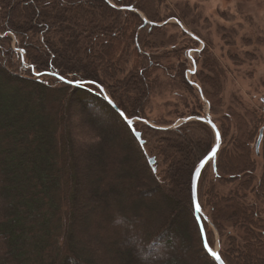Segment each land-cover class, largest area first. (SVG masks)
<instances>
[{
	"label": "trees",
	"instance_id": "obj_1",
	"mask_svg": "<svg viewBox=\"0 0 264 264\" xmlns=\"http://www.w3.org/2000/svg\"><path fill=\"white\" fill-rule=\"evenodd\" d=\"M132 5L147 22L118 8ZM158 5L159 0H0V264H216L203 247L191 195L193 170L212 148L213 131L198 120L173 128L136 121L142 148L100 90L127 118L171 125L146 112L158 70L195 97L196 109L186 117L204 115L207 101L220 132L214 167L209 161L202 169L197 197L220 235L227 226L239 232L242 243L227 236L221 258L226 264H264V164L258 175L252 148L262 132L264 156V115L230 109L213 118L223 104L222 69L204 48V70H194L189 80L186 62L168 56L181 57L184 47L152 53L157 47L150 37H159L162 28L150 24L163 20ZM72 105L80 109L77 131L69 126ZM95 120L113 125L103 130ZM144 149L159 159L160 176L152 173ZM90 157L101 160L97 181L86 171ZM126 161L131 168L122 167ZM224 184L233 187L221 194L216 185ZM165 187L182 189L171 209L163 204L152 218L137 212L140 191ZM229 206L230 214L222 215ZM84 212L93 216L89 247L76 223ZM201 220L211 246L212 231Z\"/></svg>",
	"mask_w": 264,
	"mask_h": 264
},
{
	"label": "rangeland",
	"instance_id": "obj_2",
	"mask_svg": "<svg viewBox=\"0 0 264 264\" xmlns=\"http://www.w3.org/2000/svg\"><path fill=\"white\" fill-rule=\"evenodd\" d=\"M158 10L163 19L158 22H165V24H162L161 30L158 31L159 37L156 34L150 37L151 41L157 42H155L157 49L153 48L152 53L162 55L163 51L169 53L172 52L169 51L171 49L184 47L185 51L181 57L173 56L174 54H168V56L172 57L171 61L184 60L186 62L185 67L187 70H185V74L189 80L193 79L194 70L196 72L204 70L201 64V49L207 48L210 57L214 58L221 67L223 72L221 78L223 104L214 112L213 118L219 120L230 109H234L241 114L248 110L264 115V0H159ZM176 21L192 32L196 36L195 40L187 33L183 35V30ZM155 78L157 85L151 93L146 107V112L151 120L157 118L168 122H176L186 117L190 110L196 109L195 97L184 90L173 76L158 70L155 73ZM196 85L193 83V87L197 89ZM206 102L203 100V114L207 110L209 113V105L207 106ZM79 110L76 105L71 106L69 126L72 131H77L76 129L79 127ZM149 122L154 124L153 121ZM95 124H102L100 126L103 130H108L113 125L105 120L102 122L95 120ZM263 128L264 124L260 129ZM261 133L258 135L260 138ZM72 138L75 141L79 140L80 143L83 142L81 137L76 136L75 138L72 135ZM112 139L115 142L123 140L119 136H113ZM256 142L252 143V148L258 164L257 174L259 175L261 166L264 164V156L260 144L257 146ZM143 151L148 156L155 157L156 175L160 176L161 163L159 159L155 155H150L146 149ZM103 156L102 154L100 159ZM89 162L90 166L88 165L86 171H90V178L97 181L99 172H96V167L101 165V160L96 163L94 158L90 157ZM131 165L130 161H126L122 167L131 168ZM79 174L82 176L81 172ZM232 187L226 184L216 185V189L221 194L228 193ZM174 190V188L168 190L165 187L164 191L159 188H154L149 192L140 191L138 197L142 200L143 207L142 205L138 206L137 212L152 218L155 210H162L163 204L166 208L171 209L172 202L180 197V193L183 196L181 188L178 193ZM166 191H170L173 195L169 194V198L166 197L164 195ZM101 196L102 194L99 193L97 197L93 195L92 199H98ZM251 198L252 195H249L248 199ZM227 208L222 211V215L228 216L230 214L231 207ZM201 212L212 231L213 243L210 248L213 251L220 254V251L228 245L227 236L229 235L235 236L239 244L242 243L238 230L227 226L225 232L220 235L217 228L211 223L208 209L202 210L201 208ZM92 217V214L88 216V213L84 212L82 215L78 214L76 219L77 225L83 229L80 235L82 242L87 247L90 246L86 242L92 228ZM122 217L128 221L133 219L132 215H123ZM128 230L131 231V229ZM85 233L87 235H84ZM188 243L190 241L184 240L182 244L187 245ZM196 251L197 254L199 250L196 249ZM245 252L249 253L250 251L246 248ZM149 257L154 261L160 259L158 254H150ZM202 259H205V256ZM235 260L237 262L241 261L239 259Z\"/></svg>",
	"mask_w": 264,
	"mask_h": 264
},
{
	"label": "water",
	"instance_id": "obj_3",
	"mask_svg": "<svg viewBox=\"0 0 264 264\" xmlns=\"http://www.w3.org/2000/svg\"><path fill=\"white\" fill-rule=\"evenodd\" d=\"M119 9L122 10H131L134 11L136 13H138L142 19L144 20V22H147L145 16L143 15L142 12H140L138 9L134 8L133 6H118ZM177 22V21H176ZM165 22H158V23H150L151 25H162ZM179 24V26L181 27V29L186 32L188 35H190L193 38H196V36L190 32L189 30H187L180 22H177ZM194 64V63H193ZM195 65V64H194ZM66 81V80H65ZM73 84H77V83H73ZM199 89V88H198ZM100 90L102 92V94L104 95V99L109 103V105L115 110L117 111V113L120 115V117L124 120V122L130 127L132 134L134 136V138L136 139L137 143L142 147V145L144 144V139L142 138V133L139 130H136L133 127V124L135 121H141L147 125L156 127V128H173L175 126H177L180 123L186 122V121H190V120H198L201 122L206 123L211 130L213 131L214 134V144L212 146V148L210 149V151L205 155V157H203L195 166L193 173H192V178H191V195H192V201H193V207H194V214L198 223V227H199V231H200V235L202 238V242H203V247L205 249V251L215 260L216 264H226L223 259L221 258L219 252L217 251H213L210 246L208 245L207 241H206V237H205V231H204V227L202 224V220L201 217H203L202 212H201V207L199 205L198 202V197H197V185H198V179L200 176V173L202 171V169L204 168V166L209 162L212 161L213 167H214V163H215V158H216V154L217 151L219 150L220 144H221V136H220V132L216 126V124L212 121L208 110L206 111V113L204 115H199V116H192V117H184L180 120H177L176 122H174L171 125H166V126H159V125H155L153 123H150L148 120L146 119H140V118H127L124 113L119 110L115 104L113 103V101L110 99V97L108 96V94L105 92V90L103 88L100 87ZM199 91H201L199 89ZM201 93V92H200ZM207 103V102H206ZM208 106V103H207ZM260 142V137H258L256 145L258 146ZM148 165L152 171V173H156V160L154 156H146ZM197 206H199L200 211H197L196 208ZM212 252H215L220 259L217 260L215 257H213L211 255Z\"/></svg>",
	"mask_w": 264,
	"mask_h": 264
},
{
	"label": "snow or ice",
	"instance_id": "obj_4",
	"mask_svg": "<svg viewBox=\"0 0 264 264\" xmlns=\"http://www.w3.org/2000/svg\"><path fill=\"white\" fill-rule=\"evenodd\" d=\"M196 210H197V211H200L199 206H197ZM211 255H212L213 257H215L217 260L220 259V257H219L215 252H212Z\"/></svg>",
	"mask_w": 264,
	"mask_h": 264
}]
</instances>
